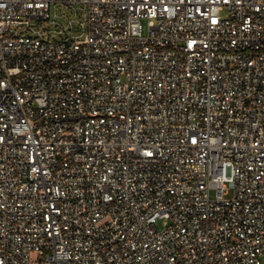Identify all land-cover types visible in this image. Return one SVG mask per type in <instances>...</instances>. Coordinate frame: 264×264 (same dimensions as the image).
Instances as JSON below:
<instances>
[{
  "label": "built area",
  "instance_id": "obj_1",
  "mask_svg": "<svg viewBox=\"0 0 264 264\" xmlns=\"http://www.w3.org/2000/svg\"><path fill=\"white\" fill-rule=\"evenodd\" d=\"M261 255L264 0H0V264Z\"/></svg>",
  "mask_w": 264,
  "mask_h": 264
},
{
  "label": "rangeland",
  "instance_id": "obj_2",
  "mask_svg": "<svg viewBox=\"0 0 264 264\" xmlns=\"http://www.w3.org/2000/svg\"><path fill=\"white\" fill-rule=\"evenodd\" d=\"M62 12H63V8H57V14L61 15ZM222 14L224 15L225 12H223ZM66 15H70L69 11H66ZM57 21H58V24H59V25L57 26L58 29H59V26H61V27H64V26H65V23H66V19H65V18H63V19H58ZM141 23H142V26H143V28H144V32H145V20H142ZM46 28H47L48 30H52V29H54L55 27H54V25H48ZM52 37L56 38V36H54V35L51 34V37H50V38H52ZM57 37L59 38V36H57ZM231 195H232L231 192H229L226 196H227V197H230ZM167 224H168V221L165 220V219H158V220H156V222H155V226H156V228H158V229H162V228H163L165 225H167ZM259 260H260L261 264H264V255H261V256L259 257Z\"/></svg>",
  "mask_w": 264,
  "mask_h": 264
}]
</instances>
